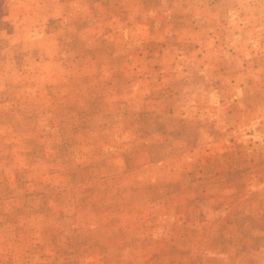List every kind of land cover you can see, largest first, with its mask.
Wrapping results in <instances>:
<instances>
[{"label":"rangeland","instance_id":"374dc122","mask_svg":"<svg viewBox=\"0 0 264 264\" xmlns=\"http://www.w3.org/2000/svg\"><path fill=\"white\" fill-rule=\"evenodd\" d=\"M243 1L264 17V0ZM15 10L0 9V264L217 262L218 237L192 250L209 231L194 213L229 180L218 158L204 157L219 146L197 136L206 111L190 116L194 127L161 124V111L142 109V47L133 43L115 44V98L108 89L92 95L77 73L100 69L99 77L101 66H83L75 41L59 45L54 10L56 22L24 17L20 27Z\"/></svg>","mask_w":264,"mask_h":264},{"label":"crops","instance_id":"0c3cea01","mask_svg":"<svg viewBox=\"0 0 264 264\" xmlns=\"http://www.w3.org/2000/svg\"><path fill=\"white\" fill-rule=\"evenodd\" d=\"M243 2L0 0V9H16L17 27L24 17L44 24L56 22L50 14L54 10L59 45L67 47L75 41L83 51L78 54L83 66H101L99 77L100 69L77 73L82 87L90 80L92 95L108 89L104 94L110 92L115 98L116 71L111 67L120 62L115 44L131 48L133 43L142 47L135 52L142 57V88H137L142 109L150 104L161 111L159 115L166 119H159L161 124L194 127L190 116L200 108L206 111L195 123L202 127L197 136L212 142V147L219 146L217 151L208 147L204 157L218 158L219 170L229 175V180L218 182L223 194L212 199L215 207L206 201L194 213L209 231L198 237L206 241L204 247L192 250L205 252L208 240L220 239L218 261L209 258L208 264H264V17L261 9H243ZM44 28V34L54 30ZM71 29L75 36L70 35ZM102 63L108 68H102ZM120 74L124 82L131 80L127 69ZM123 87L125 95L128 87ZM227 161L233 164L227 167ZM182 203L192 205L189 200L178 201ZM174 211L171 216H182L180 210Z\"/></svg>","mask_w":264,"mask_h":264}]
</instances>
